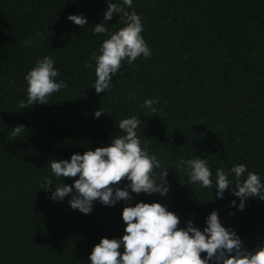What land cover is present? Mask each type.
I'll use <instances>...</instances> for the list:
<instances>
[{
    "label": "trees",
    "instance_id": "obj_1",
    "mask_svg": "<svg viewBox=\"0 0 264 264\" xmlns=\"http://www.w3.org/2000/svg\"><path fill=\"white\" fill-rule=\"evenodd\" d=\"M105 2L111 0H0V264H88L100 237L122 235L121 209L137 200L166 205L178 227L192 220L202 228L214 209L244 247H258L264 200L248 197L237 210L229 190L215 198V187L189 183L175 162L204 158L213 180L217 168L232 180L229 170L244 164L264 183V0H133L126 10L141 17L152 54L123 61L110 88L96 93L94 62L85 65L106 34L92 29L99 22L108 33L123 26L115 13L102 20ZM69 14H82L86 25ZM29 38L33 43L25 46ZM45 55L65 86L48 104L20 108L24 76ZM146 98L158 99L155 113L143 106ZM98 108L104 113L96 118ZM132 115L141 120V146L161 161L157 177L167 170L169 191L132 194L114 206L94 202L89 214L70 208L68 196L51 200L55 185H71L75 177L56 178L49 162L108 144L122 134L118 122ZM16 125L25 129L13 137ZM45 176L53 184L47 190Z\"/></svg>",
    "mask_w": 264,
    "mask_h": 264
},
{
    "label": "clouds",
    "instance_id": "obj_2",
    "mask_svg": "<svg viewBox=\"0 0 264 264\" xmlns=\"http://www.w3.org/2000/svg\"><path fill=\"white\" fill-rule=\"evenodd\" d=\"M132 3L133 0L106 3L102 20L108 22L115 13L123 21V26L116 31L108 33L100 22L92 29L94 34H106L98 52L91 54L85 65L92 68L94 62L92 87L96 93L110 88L112 77L123 61L131 65L138 57L148 58L152 54L141 35V17L135 11L126 10ZM67 19L81 27L87 23L82 14H69ZM41 35L36 33V36ZM32 43V38L23 41L25 46ZM58 76L51 57H38L24 76L26 101H21L20 108L36 103L48 104L47 98L65 86L63 80L56 79ZM156 103L157 98H146L143 106L155 113L153 105ZM102 113L103 110L98 108L92 115L98 118ZM140 121L136 115L122 118L117 125L122 134L110 137L108 144L72 153L68 159L50 161L51 172L56 178L75 179L71 185L61 180L49 198L59 201L68 196L70 208L89 214L94 202L114 206L117 202L132 200V194L165 195L169 191L167 170L161 171L157 177L154 170L161 168V161L149 153L146 144L141 146ZM24 129L23 125H16L11 128V135L15 137ZM175 167L187 174L189 183L202 188L215 187L217 199H223L225 190H229L239 201L230 200L229 205L237 210H243L248 197L264 200V183L258 173L248 172L244 164H236L229 170L234 175L232 180L221 168L216 169L213 180L208 161L199 156L178 158ZM246 172V178L241 180ZM122 180L126 183L121 185ZM43 183L45 187L42 188L46 190L53 185L47 176L43 177ZM120 215L124 222L122 235L119 238L100 237L88 254V264H264V241L252 249L244 247L239 235L220 222L214 209L205 217L202 228L195 226L192 220L178 227L179 217L155 200L125 204Z\"/></svg>",
    "mask_w": 264,
    "mask_h": 264
}]
</instances>
